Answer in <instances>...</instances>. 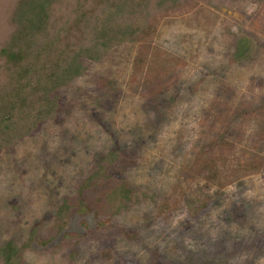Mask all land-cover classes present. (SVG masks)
Wrapping results in <instances>:
<instances>
[{"label":"rangeland","instance_id":"1","mask_svg":"<svg viewBox=\"0 0 264 264\" xmlns=\"http://www.w3.org/2000/svg\"><path fill=\"white\" fill-rule=\"evenodd\" d=\"M262 6L177 0L155 23L121 18L143 30L87 59L56 115L0 149V264L9 241L13 264H264ZM216 95L225 107L203 123ZM120 184L133 199L116 209Z\"/></svg>","mask_w":264,"mask_h":264},{"label":"trees","instance_id":"2","mask_svg":"<svg viewBox=\"0 0 264 264\" xmlns=\"http://www.w3.org/2000/svg\"><path fill=\"white\" fill-rule=\"evenodd\" d=\"M175 2L177 0H0V149L33 132L39 122L56 115L64 98L60 89L85 73L87 59L102 60L112 41L136 38L143 30L120 24L121 18L141 11L148 22L155 23L160 13L172 10ZM258 14L262 16L252 28L264 32V6L253 19ZM219 99L216 95L202 118L203 123L209 121L212 110L224 109L225 104ZM154 100L156 98H151ZM224 139L223 134L210 135V143L201 149L207 151L211 144H221ZM109 156L118 159L122 155L115 150ZM205 162L208 166L201 165L200 173L207 172L204 177L207 186L212 187V169L210 162ZM99 171L106 176L105 168H101L85 180L82 189L92 185ZM115 189L106 201L110 200L116 209L126 207L133 199V191L125 184ZM79 201L85 206L83 200ZM200 203L206 206L207 196H203ZM70 209L67 201L59 207L61 230ZM1 252L6 264H13L19 258L20 249L14 241H9L1 247Z\"/></svg>","mask_w":264,"mask_h":264}]
</instances>
